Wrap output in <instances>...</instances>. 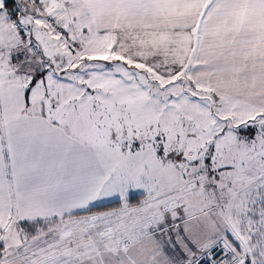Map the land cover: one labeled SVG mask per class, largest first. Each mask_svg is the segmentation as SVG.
<instances>
[{
  "label": "snow or ice",
  "instance_id": "1",
  "mask_svg": "<svg viewBox=\"0 0 264 264\" xmlns=\"http://www.w3.org/2000/svg\"><path fill=\"white\" fill-rule=\"evenodd\" d=\"M0 264H264V0H0Z\"/></svg>",
  "mask_w": 264,
  "mask_h": 264
}]
</instances>
